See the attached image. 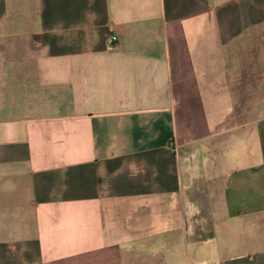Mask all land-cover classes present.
Returning a JSON list of instances; mask_svg holds the SVG:
<instances>
[{"label": "crops", "instance_id": "1", "mask_svg": "<svg viewBox=\"0 0 264 264\" xmlns=\"http://www.w3.org/2000/svg\"><path fill=\"white\" fill-rule=\"evenodd\" d=\"M0 264H264V0H0Z\"/></svg>", "mask_w": 264, "mask_h": 264}, {"label": "rangeland", "instance_id": "2", "mask_svg": "<svg viewBox=\"0 0 264 264\" xmlns=\"http://www.w3.org/2000/svg\"><path fill=\"white\" fill-rule=\"evenodd\" d=\"M190 218L192 220L189 221V225L191 226V229H190V232L188 233L189 235V239H194L195 237H197V228H193L198 222H196V220L194 221V218L190 216ZM201 224L203 225L201 228H202V232L201 234H205L206 235V240H208V238H211L212 235H210V233H212V231H209V233L207 234V231L208 230H211L212 226H211V223L207 220H203L202 219V222ZM199 236V235H198Z\"/></svg>", "mask_w": 264, "mask_h": 264}, {"label": "built area", "instance_id": "3", "mask_svg": "<svg viewBox=\"0 0 264 264\" xmlns=\"http://www.w3.org/2000/svg\"><path fill=\"white\" fill-rule=\"evenodd\" d=\"M112 40H113V42L117 41V37L113 36Z\"/></svg>", "mask_w": 264, "mask_h": 264}, {"label": "trees", "instance_id": "4", "mask_svg": "<svg viewBox=\"0 0 264 264\" xmlns=\"http://www.w3.org/2000/svg\"><path fill=\"white\" fill-rule=\"evenodd\" d=\"M213 234V232L212 233H210V235H212Z\"/></svg>", "mask_w": 264, "mask_h": 264}]
</instances>
